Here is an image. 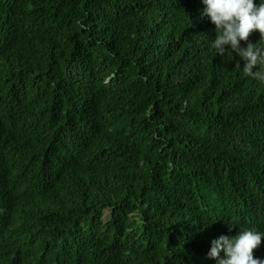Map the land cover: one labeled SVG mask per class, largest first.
<instances>
[{
    "label": "trees",
    "instance_id": "1",
    "mask_svg": "<svg viewBox=\"0 0 264 264\" xmlns=\"http://www.w3.org/2000/svg\"><path fill=\"white\" fill-rule=\"evenodd\" d=\"M203 7L0 0V264H216L264 231V84Z\"/></svg>",
    "mask_w": 264,
    "mask_h": 264
},
{
    "label": "clouds",
    "instance_id": "2",
    "mask_svg": "<svg viewBox=\"0 0 264 264\" xmlns=\"http://www.w3.org/2000/svg\"><path fill=\"white\" fill-rule=\"evenodd\" d=\"M201 2L204 6L200 11L201 17H207L215 26L211 48L216 55L224 56L229 49L231 53L235 52L245 62L243 74L264 84V43H261L264 42V0ZM253 31L260 33V41L255 44L248 42L241 47V42H247ZM236 66L240 67L239 61ZM256 66L258 70H254ZM228 225L230 229L233 226ZM262 237L264 231L240 228L235 236L221 235L212 240L207 257L215 260L216 264H264V260L253 256V250L260 246Z\"/></svg>",
    "mask_w": 264,
    "mask_h": 264
},
{
    "label": "rangeland",
    "instance_id": "3",
    "mask_svg": "<svg viewBox=\"0 0 264 264\" xmlns=\"http://www.w3.org/2000/svg\"><path fill=\"white\" fill-rule=\"evenodd\" d=\"M109 215H110L109 212L108 211H105L103 220L105 221L108 218Z\"/></svg>",
    "mask_w": 264,
    "mask_h": 264
}]
</instances>
